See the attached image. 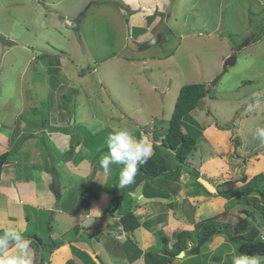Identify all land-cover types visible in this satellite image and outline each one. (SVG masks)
Instances as JSON below:
<instances>
[{
	"label": "rangeland",
	"instance_id": "1",
	"mask_svg": "<svg viewBox=\"0 0 264 264\" xmlns=\"http://www.w3.org/2000/svg\"><path fill=\"white\" fill-rule=\"evenodd\" d=\"M136 1L145 15L153 13V16L146 15L143 25L139 23L137 27L129 24L131 12H134L137 4L135 0H0V153L6 152L3 151L7 143L4 135L6 128L9 129L8 125L2 123L14 124L19 132L23 125L28 124L25 129L29 132L36 131V146L41 145V152L38 154L39 172L46 170L49 173L48 181L51 173H55L61 181V150L57 147L53 150L52 157H48L46 148L49 138L39 129L42 123L45 124V120L53 124L54 121L50 118L53 114H67L65 117L69 124L59 127L68 136L72 135L69 143L75 140L69 146L79 145L76 153L86 159L93 155L92 160L99 162V158L108 150L106 139L113 130L127 128L139 139L148 134L149 129L155 130L154 127L157 126L160 133L161 128H164L161 133L163 135L182 86L201 82L211 88V94L215 97L208 96L205 99L207 110L197 109L191 113L183 130L191 131L190 128L187 129L191 125L194 135L206 136L211 144L207 140H199L200 137L197 136L198 146L186 160L189 158L193 163L196 154L199 159L207 155V161L203 164L205 166L202 170H196L194 163H188V166L183 164V168L186 170L191 166L190 170L193 168L195 177L197 173L203 172L207 178L208 173L216 168V178L234 180L237 185L243 184L240 180L243 175L250 179L253 173V176L264 173V142L255 136V130L264 127V101L254 110L248 111L249 105H254L255 100L264 96V0H168L169 10L172 12L171 21H168L166 11L163 14L165 19L162 16L164 9L161 6L166 3L164 0ZM89 4L91 7L88 10ZM154 11L159 13V22ZM81 13L85 17L79 29L66 23L67 19L76 18ZM136 19L137 16L134 21ZM217 24L219 29L214 33L210 32ZM155 27H158L156 32H151ZM145 28L147 36L141 35ZM196 30L199 33L193 34ZM130 37L136 38L135 41L143 46H148L144 50L133 51L128 47ZM37 57L41 60L40 66L39 61L36 62ZM235 57L237 60H234ZM225 64L227 70L224 69ZM57 66L62 68L61 73L52 69ZM49 77L56 84L54 90L48 81ZM213 81L215 83L212 85ZM61 83L65 87L62 86L59 90ZM57 89L59 92H56ZM40 120L42 125L39 128H30L29 124ZM218 123L223 127L218 126ZM146 137L152 144L158 143L151 136ZM32 139H29L27 145L14 151L15 154L24 153V161L29 158L33 149L34 152L39 150ZM154 145L156 149L158 146ZM168 156H173L171 150H168ZM173 162L178 164L175 159ZM121 166L115 165L113 168L114 178L111 180L114 185L119 182L116 171H120ZM79 169L81 170V166ZM99 170L102 172L100 168ZM81 171L76 174H84ZM20 178L19 181H22L25 176L21 174ZM83 178L85 180L80 177L83 185L73 193L66 189V184L63 189L55 192L60 195L63 192V203L66 206H80L77 208L80 214L92 212L93 209L103 212L100 205L95 204L98 199L94 198L99 195L93 182L107 179L101 176ZM100 184L105 185L102 182ZM129 188H133V184L125 187L124 193L131 194ZM162 188L166 190L164 186ZM109 189L105 188V191L111 195ZM88 197L94 207L93 203L87 204ZM127 206L125 203L123 208L127 209ZM76 215L71 213L68 220ZM92 215L95 214L84 216L81 221L87 225L96 223L99 218L92 219ZM110 215L109 210H106L100 216V222L113 221ZM21 222L25 225L23 230L27 232L23 236L31 240V247L34 246V264L42 252L37 241L34 242L31 238L37 236L47 244L56 245L57 249L62 246L66 248L64 255L60 252L54 258L52 255H45L42 264H68L70 261L75 264H90L81 257L80 252L74 254L71 248V239L74 238L70 230L72 223L65 228L69 229V235L67 232L56 239H50L54 235L48 232L49 229H45L43 221L38 224L37 234L35 225L31 224L34 220L28 221L24 217ZM32 231L36 235L31 234ZM83 231L81 229L80 233ZM87 231L85 230L84 235L91 244L84 243L82 250L91 255L93 264H100L99 259L103 260L107 255L110 259L106 258V264H126L128 258L124 255V247L132 248L134 255L139 253L140 228L137 240L130 239L123 244L107 241L103 243L98 238L92 239V243V236L86 234ZM217 236L225 237L222 234L214 236V245L221 239ZM97 242L101 243L102 253L107 255L96 253L92 245ZM213 242L205 243L199 254L177 257L180 260L175 264H210V252H203V248L212 246ZM164 243L163 240L160 244L154 242L153 252L164 253ZM104 244L111 245L114 249L112 254L109 253L111 249L108 251ZM231 244L228 247H234ZM46 250L45 247L44 253ZM235 252L228 254L222 263H217L232 264ZM221 253L222 250L218 248L214 256L217 255V259L221 260Z\"/></svg>",
	"mask_w": 264,
	"mask_h": 264
},
{
	"label": "crops",
	"instance_id": "2",
	"mask_svg": "<svg viewBox=\"0 0 264 264\" xmlns=\"http://www.w3.org/2000/svg\"><path fill=\"white\" fill-rule=\"evenodd\" d=\"M135 2L137 1L135 0ZM164 2L166 3H162L163 5L161 6L164 9V11L162 12V16L164 12L166 11L167 16L169 15L168 21H171L172 12H171V9L169 10V1L164 0ZM90 4L88 5V8H87L88 10L91 7ZM138 5L139 3L137 2L136 4L137 9L134 8V12H132L130 16V20L132 22L131 21L129 22V24L131 25H134V26L136 25L135 27H137L139 23L143 25L144 23L143 18L146 15L151 14V16H153L152 15L153 13H149L145 15L144 11H141L140 6ZM170 6H171V3H170ZM141 9H142V6H141ZM160 11L161 10H159V12ZM136 16H137V19L134 21V17ZM157 16H159V13H155V18L159 22L160 16L159 17ZM84 17L85 16H83L82 19H84ZM163 18L165 19V15L163 16ZM82 22H81V25H82ZM154 24H157V23L155 22ZM157 28L158 27L151 29V32L155 33ZM218 29H219V26L217 24L215 28L210 30V32L214 33ZM134 32H135V29H134ZM197 33H199L198 30L193 32V34H197ZM141 35L147 36V28H145V32L143 29V32ZM144 49L145 48H143V50ZM228 56L229 54L226 57ZM39 59L40 58L37 57L36 62L39 61V66H40L41 60ZM153 60H156V59H153ZM47 64L48 66H51L49 63ZM45 66L47 65L45 64ZM52 69L58 73L62 72V68L59 66H57V68H52ZM48 81L52 85L53 90H54V87H56V84L52 83V79L50 77L48 78ZM62 86L65 87V85H62L61 83V85L59 86V90L63 88ZM153 87H156V85H154ZM59 90L57 89L56 92H59ZM257 101H259V105L262 104V101H264V96L255 100L254 105L256 104ZM66 115L67 114H65V112L53 114L50 117L51 120L54 121L53 124L50 123L51 122L50 121V122H47V124L42 123L43 124L42 125L41 120L38 123L33 122L29 124L31 129H36L37 127L39 128V126L42 125V127L39 128L40 131L47 129L48 127L47 132H45V136L47 135L49 138V142L50 143L52 142V144L48 146L49 150H51L49 157H52V150H56L58 147L61 151H65L70 144L69 138H71L72 135L68 136V134L65 133L59 127V126L66 127L69 124L67 123L68 119L65 117ZM2 125H8L9 127V129L6 128V131H5L6 135H4L5 141L7 143H5V147L3 148L4 149L3 151H8L10 152V154L12 152V155L10 156L9 161L5 164V168L2 172V176H0V232H2L1 231L2 229L3 230L14 229L20 233L25 232L23 230L25 228V225H23V223L21 222V219L26 217L28 221L29 219L34 220V222H32L31 224L35 225V231L38 227V224H40L43 221L45 224V229L46 230L49 229L48 232L53 234L54 235L53 237L56 238L58 236L65 234L68 231L65 229L66 226L70 225V223H72V220H74V218L68 220V216L73 212V209L76 208V206L75 205L66 206L63 203L64 198H62V196H65L63 192L61 193V197H60L61 201L57 200L54 191L49 186L52 184V177L48 181L47 179L49 178L48 177L49 173L46 172V170H41V172H39L38 166L40 165H38L37 163H39L40 161L39 160L40 156L38 154L41 151H40L39 146H36V143H35L36 142L35 138L37 136L35 134L36 131L29 132V130H26L25 127H28V124L23 125V127H21L22 130L20 132H19V129L16 128L15 125L12 123L5 124L3 122ZM52 126H54V128ZM13 127L15 128L13 129ZM154 128L155 130L149 129L147 131L148 134L146 135H149L154 139L157 138L156 140L158 141V143H155V144L158 147H156V149L154 150L157 153L161 151V155L163 154L165 157H167L168 150L162 148L161 146L162 137L161 136L157 137L158 135H161L164 128H161L162 130L161 133L157 130L158 129L157 126ZM15 131H18V132H15ZM61 131L63 133H61ZM11 132H12V135H11L12 137L9 135ZM146 135L144 137H146ZM28 138L29 139L33 138L31 141L32 143H35L36 148H38L39 150L36 149L34 152V149H33L29 155V158L26 161H24L23 160V158L25 157L24 153L15 154L14 151L18 148H22V146L24 145H27L29 143ZM201 140H205V141L207 140L206 142L211 144L210 142H208L209 139L206 136L202 137ZM1 141L2 139L0 138V142ZM195 158L196 159H194V162H193L194 165H196L195 169L198 170L200 168V170H202L205 166L203 165L204 161H207V155L206 156L204 155L201 159H199L196 154ZM60 159H62L59 164L61 171H62L61 180L66 185H68L66 189H70L72 193L74 192L75 189H78V183L80 182V177L81 179H83L84 176H88L90 174H93V177H95L101 173L99 170L94 174V171L97 169V165L90 163L87 160L85 163L84 162L85 159L83 158V156L78 153L66 154V155H63V157ZM170 161H172L171 166L173 167L174 166L173 163L175 162H173V160H170ZM29 162H33L35 166H29L28 168L24 166L25 164H28ZM188 163H192L191 161H189V158L186 160L185 164L188 166ZM79 166H81V170H83L84 174L82 175L76 174L77 171L82 172L79 169ZM190 167L191 166H189L186 170L183 167L181 168L173 167L172 169H169L162 177H160L155 183H153L155 187L154 185L147 186L146 191L144 187L146 183L148 182V179H146V177H144L143 174L139 171L137 173L135 183H133V188H129L132 191L131 194L129 193L123 194V192H125V189H122L123 191L122 190L120 191L119 189L109 187L110 188L109 191L116 192L118 195H121L120 198L123 199L124 203L132 202L131 203L132 208L130 209H132L137 214L138 218L141 220L140 221L141 224L139 227L140 236H141V247L139 248V250L141 252L139 251L140 252L139 255H134V258L131 261L128 259V261H126V264H137V261L139 259L140 260L138 264H147L146 254L149 250H152L154 242H158V244H160L161 239L165 236L168 238V242L169 244H171L170 246H172L177 239L176 238L177 232L180 229H194L197 218H201L205 215L206 216L212 215L220 210H224V209L227 210L230 208H234L235 206L237 207L239 203L238 202L239 199L237 196H233L230 199H225L226 198L225 194L227 192L235 191L236 189L240 187V185L236 184L237 182H235L234 180H229V179L223 180V178L220 179V177L216 178L217 174L214 175V173L218 171L216 168L215 170L208 173L209 175L208 178L205 177L204 174H202L203 172H200L199 175H201L204 179L208 180L216 189V192L214 194H212L211 196H208L209 192L204 187H202L201 184L197 181V176L195 177L193 173H191ZM113 168L114 166L112 167V170ZM119 172L120 171H116V174L118 176H119ZM21 174L24 175L25 178L24 180L19 181V179H21L20 178ZM76 175H80V176H76ZM253 175L254 173L252 174V177ZM100 176L102 178L107 179L101 182L111 183L112 185L114 184L113 180L110 179L111 175L109 177H104L102 175ZM30 179H33L34 182L30 181ZM228 181H231L233 183H228ZM162 186H164L166 190H164ZM167 193L169 194L167 195ZM105 194H108V193L106 191H103L101 196ZM157 194L162 195V196H159V195L155 196ZM109 196L110 198L111 197L114 198L112 195H109ZM117 198L119 199V196ZM211 203H213V205H211ZM93 207H94V203H93ZM98 211L96 209L95 210L93 209L92 213L95 214L96 216L92 219H97V218L99 219L96 223L91 224L90 226L101 223L100 216L103 215L106 209H104V211L102 210L103 212L99 211L100 212L99 215H98ZM89 213L91 214V212ZM37 216L38 217L42 216V217L36 218ZM50 225H52V228ZM139 228L138 229L136 228L135 230L130 231L131 239L137 240L139 238V233H138ZM59 231H60V234H59ZM106 232H108V235L111 234L109 230H107ZM217 237L221 238L218 244L214 245L216 241V238H214L213 239L214 242L212 246L209 245L206 248H203L204 249L203 252L204 251L210 252L209 254L205 253V254H208V256L210 255V262H211L210 264L222 263L224 258L225 259L227 258L228 254L236 251L234 247L232 248L228 247L229 243L226 241L225 237H222V236H217ZM71 243H72L71 248L76 247L75 244H77V242L71 241ZM100 244H101L100 242H97V243H94L92 246L95 247L96 253L103 254L101 251L102 248L100 247L101 246ZM104 245L109 251L110 250L109 247L106 244ZM223 246L225 247L222 249L223 258L219 260L217 259L218 258L217 255L214 256V253L216 249L218 248L220 249ZM128 248L132 249L130 247ZM32 249L34 248L32 247ZM62 249L63 247L56 249V251L54 249L51 253L47 250H46V253H44L45 252V249H44L42 252L43 258L45 257V255L46 256L52 255L53 256L52 258H54L56 254L58 255H60V253L63 255L66 254V251H65L66 249H64L61 252ZM129 249L128 251L130 252V254H132V251ZM123 250H124L125 257L127 258L131 257L130 254L127 255L126 253L127 250L125 247L123 248ZM113 251L114 250H112V252ZM119 251L121 250L119 249ZM74 254H76V252H74ZM103 255H107V254H103ZM106 258L110 259V256L109 255L105 256L103 260L105 261ZM179 260L180 258L175 259L173 264L177 262L179 263ZM122 262H124V260Z\"/></svg>",
	"mask_w": 264,
	"mask_h": 264
},
{
	"label": "trees",
	"instance_id": "3",
	"mask_svg": "<svg viewBox=\"0 0 264 264\" xmlns=\"http://www.w3.org/2000/svg\"><path fill=\"white\" fill-rule=\"evenodd\" d=\"M211 93V88L201 82L189 83L182 86L179 96L176 100L172 116L169 119V123L167 124L166 131L163 135L157 136L162 137V148L171 150L173 152V156L166 158L164 155L154 152L149 162L146 165L140 167V170L143 172V174L150 178L152 182L155 183L160 177L164 175L166 171L171 169V159H175L176 162H178V164H174L173 167L181 168L183 167V164H185L187 156H189L191 152L193 153L195 151L194 149L197 148V136L200 137V140L202 139L203 135H194L195 133L191 132V125H188L187 127V129L190 128L189 130L191 131H184L183 125L189 121V116H191L193 111L197 109L207 110L208 106L206 105L205 99L208 96H211L212 98L215 97L214 94ZM209 110L207 112L210 113ZM218 126L223 127L219 123ZM92 145L95 146L94 143ZM9 158L10 155L8 151L0 153V172L2 171L1 168L3 163L9 160ZM192 170L193 169H191V172ZM112 174L113 173H111L110 179L114 178L112 177ZM196 176H198V173ZM240 180L243 182V184L238 189L225 194L226 198L228 199L232 198L233 196L238 197L239 203L237 207L235 206L234 208L227 209L225 211L220 210L212 215H205L201 218H197L194 229H180L177 232V239L172 247L169 246L168 238L164 236L161 239L165 242L162 248L164 253H158L153 252V250H149L146 254L147 264H173L174 260L178 257V254L183 250L186 253L185 256H187V254H199L202 250V246L205 243L213 241L214 236L221 234L224 235L226 240L232 243L233 246L238 250V252L236 251L235 254L246 253L248 255H264V173H259L253 176L251 179H248L247 175H243ZM100 182H93V185L100 189H102V187H113L118 189L116 185H112L111 183L107 182L104 183V186L100 187ZM103 190L105 191L104 188ZM98 195L99 196L96 197L98 200L95 204H99L101 210L106 208L107 210H111L109 207L111 204L110 196L108 194L101 196L102 193H98ZM158 195L159 194L155 196ZM112 196L115 198L117 204L119 203V206L123 205V199H121L116 192H113ZM118 196L119 199L117 198ZM113 210H115L114 207L112 208V212ZM122 219L126 229L135 230L134 228L140 226L137 216L131 211L125 213ZM30 233L36 235L34 231ZM86 234L89 233L86 232ZM99 237L100 233L95 236V239L98 238V240H101ZM37 238H39L37 243L42 245V248L44 249L46 247L47 251L49 252H52L57 247L56 245L52 246L45 243V241L40 239L38 236ZM74 240L78 243L76 247H73V251L76 253L80 252L81 257L87 263L93 264L94 262L91 255L88 252L82 250V247H84L85 243L82 241L83 238L80 237L77 239L75 236ZM84 241H88L86 237ZM91 242L93 243L92 240ZM81 243H83V245H81ZM223 248L225 247L223 246L220 248V250ZM64 249L66 248H63V250ZM128 249L129 248H126L127 255L130 254ZM132 250L133 249H131V251ZM139 251L140 250H138V252ZM140 252L137 255H139ZM130 255L131 257H128V259L131 261L134 258V254ZM220 256H222V253ZM44 259L45 257L40 259V261L42 262ZM68 264L75 263L74 261H70Z\"/></svg>",
	"mask_w": 264,
	"mask_h": 264
},
{
	"label": "clouds",
	"instance_id": "4",
	"mask_svg": "<svg viewBox=\"0 0 264 264\" xmlns=\"http://www.w3.org/2000/svg\"><path fill=\"white\" fill-rule=\"evenodd\" d=\"M80 26H81V24H80ZM250 43H252V42H250ZM236 58L237 57H235L234 60H237ZM258 106H259V101H257L255 105H249L248 111H252V110H254L255 107H258ZM45 124H47L46 120H45ZM42 132H47V129L42 130ZM255 136L259 140L264 142V127H258L255 130ZM74 141L75 140L71 141L70 144H72ZM49 144H50V142L48 143V146H49ZM81 144L84 145L83 142H81ZM106 144H107L108 150H107L106 154L102 155L99 158V162L92 160L93 155L87 159L85 157H83V158L85 160H87L88 162L91 161L93 164L97 165V169L94 171V174L99 170V168L102 170V172L100 174H98V177H100V175H102L104 177H109L112 173V167L113 166L122 165L120 167V172H119V176H118L119 182L116 185V187H118V189L121 191L122 189H125V187L130 186L133 183H135V179H136L138 170H140L141 166L146 165L149 162V160L152 158V155L154 152V147H153V144L151 143V141L147 137H141V138L137 139L134 137L132 132L127 128H120L118 130H113L112 132H110L107 136ZM38 146L40 148L41 145H38ZM78 147H80V146L79 145L69 146L65 151H61L62 156L60 158H62L63 155H66V154H72V153L75 154L76 153L75 151L78 149ZM46 150L48 152L47 154L49 157L51 150H49V147H47ZM52 152H53V150H52ZM9 155L11 156L12 152H11V154L9 152ZM60 160H62V159H60ZM8 161L9 160H7L3 163V166L1 168L2 171L0 172V176H2V172L5 168V164ZM37 164L40 165L39 163H37ZM27 165L35 166L33 164V162H29V164H25L24 166H27ZM139 172H141L143 174V172L141 170ZM143 176L146 177V179H148V182L146 183V185L144 187V189L146 191V187L147 186H153L154 182H152L151 179L148 178L145 174H143ZM51 177H52V184L49 186L54 191V193L56 195V199L60 200L61 195L56 193L55 191L63 189L65 183L62 180L59 181V179L57 178L58 175H56L55 173L54 174L51 173ZM88 177H90V179H92L93 174L88 175ZM198 177H200L199 174H198L197 178ZM60 178H62V176H60ZM30 181H33V179H30ZM197 181H198V179H197ZM82 185H83V183L81 180L78 183V187L82 186ZM87 187L88 186H86V188ZM97 188H96V191L98 193H102L104 191L103 187H102V189H100V188L97 189ZM128 191L132 192L130 189H128ZM123 194H124V192H123ZM119 196L121 197V195H119ZM77 199H79V197H77ZM82 199H83V197H82ZM87 201H88V203H87L88 205L92 204V201H91V199H89V197H88ZM83 202H85L84 199H83ZM115 203H116V200H114V198L111 197V204L109 206L111 210H109V212L111 214L110 215L111 217H112V215L114 216L113 221L116 222V224H114V225L111 224V222H113V221L102 222L100 224L93 225V226L87 225V223H85L81 220L83 219L84 216H89L90 213L84 212L83 214H80L79 209H77L80 206L76 205V208H74L73 212H72L74 214H77L76 216H74L75 217L74 220H72L73 221L72 225L74 224L76 219H77V221H76L75 225H73V227H71L72 229H70L73 232V234H75V235H72V237L75 238V236H76L77 239L82 237L83 238L82 241H84L85 237L83 235L85 233V230L91 229V228H99L98 231L100 232V238H101L103 243H105L107 241L110 243L119 242V243L123 244V242L129 241L131 239V237H130L131 232L130 231H132L133 229L132 230L126 229L124 226L122 218L125 215V213L130 212V211L133 212L136 216H137V214L132 209H130V208H132V205H131L132 202L127 203L128 204L127 209L123 208V206L125 204L124 202H123L122 206H119V203L118 204H115ZM113 207L115 210H113V212H112ZM106 210H107V208H106ZM86 214H88V215H86ZM99 214H100V212L98 211V215ZM92 216L95 217L96 215H92ZM137 219L139 220V223L141 224V222H140L141 220L138 218V216H137ZM50 226L52 228V225H50ZM113 226H115V227H113ZM100 227H101V229H100ZM111 227H113V228H111ZM136 228H134V229H136ZM81 229H84V231L82 233H80ZM105 230L111 231V234L108 235V233H105ZM67 232L69 235V229ZM24 233L25 232L20 233L16 230H12V229H5V230L2 229V232H0V264H34L33 249H32V247H34V246L32 245V247H31V240L29 238L24 237L23 236ZM65 234H63V235H65ZM63 235H61V236H63ZM31 238L34 240V242L35 241L38 242L39 238H34V237H31ZM56 238L54 237V238H50V239H56ZM74 238L71 239V241L75 242ZM40 239H41V237H40ZM91 239H94V238H91ZM108 239H110V241ZM87 242H89V241H87ZM228 243L231 244L230 242H228ZM38 245L41 249L42 245H40V244H38ZM231 245H233V244H231ZM107 246L109 247V249H111L110 254H112V250H114V249L111 247V245H107ZM236 251H238V250L236 249ZM185 255H186V253H185ZM262 261H264V257L259 256V255H248L246 253L234 254L232 257V264H262ZM42 262L40 261V258H37L36 264H41ZM105 262L107 263L106 260L105 261L104 260L99 261L100 264H106Z\"/></svg>",
	"mask_w": 264,
	"mask_h": 264
},
{
	"label": "water",
	"instance_id": "5",
	"mask_svg": "<svg viewBox=\"0 0 264 264\" xmlns=\"http://www.w3.org/2000/svg\"><path fill=\"white\" fill-rule=\"evenodd\" d=\"M82 18H83V13L80 14V16L76 17V18H73V19H67L66 20V23L72 27V28H75V29H78L80 27V24L82 22ZM148 46V45H146ZM146 46H143L142 44L138 43L137 41H135L134 38L130 37L128 39V47L133 50V51H140L142 50L143 48H145ZM225 70H227V64H225ZM224 70V71H225ZM219 78V77H218ZM218 78L215 80L217 81ZM215 81L212 82V85L215 83ZM198 181L204 186V188H206V190L209 192V193H215L216 192V189L215 187L206 179H204L203 177H198L197 178ZM101 229V227H100ZM90 230H99V228H91ZM185 255V251H181L179 253V257H183Z\"/></svg>",
	"mask_w": 264,
	"mask_h": 264
},
{
	"label": "bare ground",
	"instance_id": "6",
	"mask_svg": "<svg viewBox=\"0 0 264 264\" xmlns=\"http://www.w3.org/2000/svg\"><path fill=\"white\" fill-rule=\"evenodd\" d=\"M129 1V0H128ZM148 10V9H147ZM83 23V22H82ZM202 185V184H201ZM203 186V185H202ZM204 187V186H203ZM206 189V188H205ZM211 194H214V193H211ZM62 198H64V196H62ZM94 199H96V198H94ZM61 201V200H60ZM114 217V216H113ZM88 231V233H89V235L90 236H92V238H95V236H97L100 232L98 231V230H90V229H87ZM107 230H105V232H106ZM110 232V231H109ZM53 235V234H52ZM122 238V237H121ZM92 240V239H91ZM84 242H87V241H84ZM63 247V246H62ZM64 248V247H63ZM42 249V252H43V250H44V248H41ZM55 249H57V248H55ZM202 251V250H201ZM42 252H41V254L39 253V255H38V258H40V259H43V254H42ZM201 253V252H200ZM179 255V254H178ZM185 256V255H184ZM179 257V256H178ZM97 259H99V257H97ZM100 261H101V259H99Z\"/></svg>",
	"mask_w": 264,
	"mask_h": 264
}]
</instances>
